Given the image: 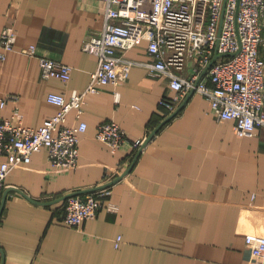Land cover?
<instances>
[{"label":"crops","instance_id":"crops-1","mask_svg":"<svg viewBox=\"0 0 264 264\" xmlns=\"http://www.w3.org/2000/svg\"><path fill=\"white\" fill-rule=\"evenodd\" d=\"M106 4L0 0V39L8 27L17 34L15 50L0 59L5 118L18 112L24 125L39 128L59 111L50 93L70 98L87 88L98 58L82 46L102 31ZM31 46L36 55L22 52ZM41 57L70 65V81L43 78ZM125 57L135 63L128 80L87 95L82 113L67 116L66 126L87 124L77 167L54 168L43 149L8 175L0 264H251L245 237L264 235V137L237 135L234 122L218 120L197 93L113 184L119 211L102 210L80 228L65 225L66 196L104 186L133 163L129 146L113 153L96 139L99 125L115 121L130 140L144 138L164 121L162 98L176 94L167 78L149 75L146 42ZM8 160L0 156V166Z\"/></svg>","mask_w":264,"mask_h":264},{"label":"built area","instance_id":"built-area-1","mask_svg":"<svg viewBox=\"0 0 264 264\" xmlns=\"http://www.w3.org/2000/svg\"><path fill=\"white\" fill-rule=\"evenodd\" d=\"M106 1L102 31L83 42V50L98 58V66L82 93L74 91L70 98L50 93L48 101L59 111L39 128L24 125L18 112L13 115L16 123L5 118L9 99L0 98V156L9 159L0 166V210L8 175L19 164L30 162L34 153L45 149L56 169L77 167L80 135L87 131V124L66 126L68 114L75 110L80 115L87 95L125 83L135 64L125 55L143 42L153 59L147 64L149 75L167 78L176 93L160 101L164 121L194 91L209 101L218 120L234 122L237 135L264 137V0ZM16 42V32L8 27L0 39L1 60L15 50ZM22 52L34 56L36 47ZM40 66L45 79L54 77L65 83L71 79L70 65L41 57ZM156 128H149L144 138L130 140L117 122L106 121L95 137L113 153L129 146L134 160ZM121 175L115 172L106 178L108 184L68 198L65 225L80 228L102 210L119 211L112 188ZM120 242L119 238L117 247ZM245 243L251 264H264V235L248 233Z\"/></svg>","mask_w":264,"mask_h":264},{"label":"water","instance_id":"water-1","mask_svg":"<svg viewBox=\"0 0 264 264\" xmlns=\"http://www.w3.org/2000/svg\"><path fill=\"white\" fill-rule=\"evenodd\" d=\"M194 94V91H192L188 97L184 100V102L180 105V107L177 109V111L172 114L168 119H166L165 121H163L156 129L155 131L150 135V137L147 139V141L145 142L144 146L138 151V153L136 154L134 160H133V163L131 165V167L128 169V171L126 173H124L123 175H121L117 181H115V183L119 182L120 180H122L132 169L133 167L135 166V164L137 163L139 157L141 156L144 148L148 145V143L155 137V135L163 128V126H165L170 120H172L174 117H176L180 111L184 108V106L186 105V103L188 102V100L190 99V97ZM17 190V189H16ZM90 190H93V189H90ZM90 190H86V191H81V192H76V193H73V194H70L68 196L65 197V199H68L74 195H77V194H81V193H84V192H87V191H90ZM19 191V190H18ZM6 199H7V192L3 195V201H2V207H1V210H0V217H1V214L3 212V208H4V205H5V202H6ZM2 264H4V258H2Z\"/></svg>","mask_w":264,"mask_h":264}]
</instances>
